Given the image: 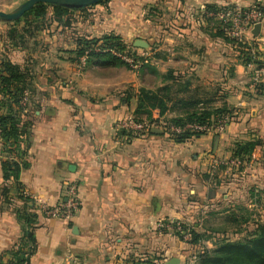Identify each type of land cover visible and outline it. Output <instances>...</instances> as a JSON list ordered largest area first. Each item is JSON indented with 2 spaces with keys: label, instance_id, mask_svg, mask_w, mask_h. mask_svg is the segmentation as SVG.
<instances>
[{
  "label": "crops",
  "instance_id": "1",
  "mask_svg": "<svg viewBox=\"0 0 264 264\" xmlns=\"http://www.w3.org/2000/svg\"><path fill=\"white\" fill-rule=\"evenodd\" d=\"M229 4L264 10V0H108L74 22L69 12L62 22L49 20L23 46L7 36L11 22L0 21V61L26 64L31 75L18 185L3 179L0 141V253L17 248L30 228L29 264H68L69 253L84 264L172 257L182 264L202 246L264 224V70L254 82L244 49L204 12ZM107 34L147 46L133 45L134 65L86 55L80 68L77 41ZM252 44L264 65V18ZM164 87V112L151 108L135 116L139 89ZM203 107L229 115L223 130L175 141L177 126L168 120ZM129 117L155 125L148 131L120 126ZM247 141L254 142L251 152L234 157ZM232 158L239 162L224 163ZM70 184L78 210L69 220L47 217L39 204L64 201ZM168 220L202 237L189 243L158 227Z\"/></svg>",
  "mask_w": 264,
  "mask_h": 264
},
{
  "label": "trees",
  "instance_id": "2",
  "mask_svg": "<svg viewBox=\"0 0 264 264\" xmlns=\"http://www.w3.org/2000/svg\"><path fill=\"white\" fill-rule=\"evenodd\" d=\"M107 1L99 0L92 5L105 4ZM254 5L264 13L260 5ZM86 7L78 10H84ZM215 9H217L215 6H205L204 12ZM72 10L56 4L39 2L19 18L9 21L11 23L7 31V36L13 41L14 45L23 46L26 36H32L47 27L49 20L62 22L64 15ZM219 29L226 39L233 42L222 30L221 24ZM96 47L100 50L109 48L118 52H125L132 60H136V55L133 51L134 46L124 43L122 38L115 34L79 39L75 51V60L79 61L78 58L84 54L87 56H105L121 60L108 51H95ZM241 54L244 64L249 62L261 63L247 50H241ZM29 72L26 64L14 63L8 59H2L0 61V94L2 96L0 98V141L1 151L6 155L1 160V167L3 179L12 180L17 185L18 172L21 166L25 165L23 158L25 151L21 148V145H27V142L21 139L22 135L25 134L24 126L26 125L23 117L27 113L23 111V106L20 104V101L24 91L30 89L31 75ZM166 88L168 87L161 89L163 92L140 88L136 94L135 116L144 112L149 113L151 108H158L160 113L164 112L166 108L165 96L168 95ZM1 108L4 110L1 111ZM223 115V112L219 109L211 111L203 107L192 109L181 117L169 119L168 122L173 126H181L189 122L213 124L217 118ZM200 133L199 131L186 130L180 134H171L175 141H183L192 135H198ZM237 146L233 155L238 159H242L243 154L246 155L251 152L254 142L247 141ZM23 219L30 220L28 214H25ZM181 226L182 228L188 227L185 224ZM190 232L191 238L187 242L196 243L201 235L195 233L192 229H190ZM176 233L178 234V232ZM178 236L182 239V235L178 234ZM34 244L35 241L32 231L28 228L19 241L20 246L6 249L0 253V264H29V256L33 251ZM5 256L7 260L5 262L1 261ZM195 257V264H264V224H258L253 231L241 238L230 239L228 237H222L215 242L213 247L202 249ZM133 264L155 263L145 260L140 262L136 261Z\"/></svg>",
  "mask_w": 264,
  "mask_h": 264
},
{
  "label": "built area",
  "instance_id": "3",
  "mask_svg": "<svg viewBox=\"0 0 264 264\" xmlns=\"http://www.w3.org/2000/svg\"><path fill=\"white\" fill-rule=\"evenodd\" d=\"M208 16L215 17V19L220 21L221 28L224 33L232 39L233 43L242 47L244 50L249 51L253 57L257 59L258 52L252 44V40L254 35H252V28L256 23H261L264 18V13L257 6L251 5L249 7H242L237 4L224 5L221 7H217L215 10H209L205 12ZM95 51H103L110 52L111 54L119 57L122 61L131 62L132 58L128 56L125 52H118L114 49L103 48L99 49L95 48ZM86 55L84 54L79 63V67L82 68L85 62ZM131 58V60H130ZM248 66L252 68V80L254 82H258L260 79V75L264 70V65L262 63L249 62ZM29 99V92L27 90L24 91L23 97L20 101V104L23 106V111L27 110V103ZM229 119V115H223L216 119L213 124H199L196 122L185 123L184 125L172 127V129L180 134L186 130L189 131H199L205 132L213 129L217 132L223 130L226 125L227 120ZM120 126L131 128L136 131H148L155 125L154 122L151 121H137L131 117L124 118L120 120ZM216 162V160H214ZM239 162L238 159L232 158L228 161H224V163L229 164H237ZM40 208L43 213L49 218H58L62 220H69L74 213L78 210L80 206V201L75 193V185L70 184L67 187V196L64 201H60L53 205H48L46 203H40ZM183 223L180 220H168L166 222L158 223V227L160 228H169L174 232H178V234L182 235V240L188 241L191 238L190 229L182 228ZM67 263L68 264H84V262L73 254L67 255ZM155 264H166L163 262H156Z\"/></svg>",
  "mask_w": 264,
  "mask_h": 264
},
{
  "label": "water",
  "instance_id": "4",
  "mask_svg": "<svg viewBox=\"0 0 264 264\" xmlns=\"http://www.w3.org/2000/svg\"><path fill=\"white\" fill-rule=\"evenodd\" d=\"M99 0H24L18 4L15 8L10 11L0 10V21H12L19 18L23 13L29 10L32 6L37 3H50L60 6H64L69 9H80L86 6L92 5ZM261 27V23H256L252 28L251 32L254 36H257ZM134 46L146 47V41L142 39H135L133 42ZM166 264H179V259L177 257H172Z\"/></svg>",
  "mask_w": 264,
  "mask_h": 264
},
{
  "label": "rangeland",
  "instance_id": "5",
  "mask_svg": "<svg viewBox=\"0 0 264 264\" xmlns=\"http://www.w3.org/2000/svg\"><path fill=\"white\" fill-rule=\"evenodd\" d=\"M22 1H24V0H0V10L10 11L13 8H15L18 4H20ZM93 7H91V6L86 7L85 10H83L84 12H82V14H79L80 12H78V14H76L74 12H69V14L71 13L70 15H68V18H70L69 21L74 22L76 16L86 15L87 13H89L87 11V9H91V8L92 9H95ZM211 22L214 24L213 21H211ZM215 23H216V21H215ZM130 60H131V58H130ZM126 63L134 65V63H133L132 60H131L130 63L129 62H126ZM201 237H202V235H201ZM205 248H207V247L206 246H202L201 248H198V249L194 250L192 254H194V256L195 255L197 256V254L199 253V251H201L202 249H205ZM195 263H196V257L195 258L194 257L192 258L191 256H190V258L184 259V261L182 262V264H195Z\"/></svg>",
  "mask_w": 264,
  "mask_h": 264
}]
</instances>
